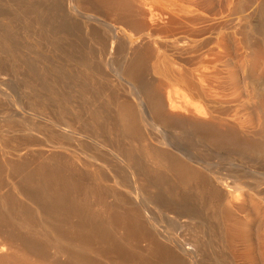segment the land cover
I'll list each match as a JSON object with an SVG mask.
<instances>
[{
    "label": "rangeland",
    "instance_id": "obj_1",
    "mask_svg": "<svg viewBox=\"0 0 264 264\" xmlns=\"http://www.w3.org/2000/svg\"><path fill=\"white\" fill-rule=\"evenodd\" d=\"M70 1L72 2V0H0V136L3 135L0 140L2 139L7 146L13 147L16 143L13 141L21 139L22 131L27 126H35V124L36 126L39 124L40 131L44 133V138L41 136V140L38 139L41 144L40 148L32 147L30 151L23 150L22 155L16 156L19 159L11 155L5 157L0 153V162H5L7 159L6 161L9 160L10 164L9 162L5 163L12 165L13 170L17 169L16 167L19 165L28 169L27 164L33 168L37 166L38 160L40 162L43 158H49L48 160L52 162L58 159L57 163L54 162L57 165L62 160L59 162V166L63 163L61 166L65 165L63 166L65 170L72 171V174L75 168L77 169L75 175L76 172L83 171L70 158L67 154L68 151L46 146L56 140L54 136L58 135L59 130L42 121V112H46L48 116H56L58 110L64 108V111H71L72 106L75 108L78 105V108L84 111L85 107L92 104L91 97H95L96 100L101 99L99 102L104 103V99L106 100L104 94L111 92L120 94L124 98L127 96L126 99H130V102L133 103L131 104L136 108H134L135 115L139 117L136 119H138L137 124L141 129L142 136L145 137L143 140L146 139L151 147L157 146L156 149H161L159 151L163 154L172 156V158L178 156L179 160H186V156L189 154L193 159L201 161L204 167L220 172V175L228 183H232V177H234L232 175L235 171L234 166H230V164H238L239 160L249 167V172L237 171V173L247 176V178L241 177L243 182H247V180L253 182L264 176V153L247 152L243 158H239L235 155L236 153H232L227 145L222 146V144L209 139L205 142L195 143L194 138H190V133L182 131L179 125V128L169 124L151 126L148 116H146L151 108V105L148 104L150 100L146 97L148 91L146 88L152 91L159 89L160 92L156 90V93L159 92L163 102L166 101L168 93L171 97L173 95L178 99H175L176 101L183 102L182 92L185 90L181 86L182 81H177L174 78L177 75L187 78L189 75L197 82L192 78L190 80V77L187 80L197 84L196 87L203 93L212 94L217 110V128L223 131L227 127L234 126L249 138L264 139V42L260 31L262 22L260 11H264V0H204L201 4L192 0H135V30L126 24L125 17H122L123 15L119 11L105 12L88 4H82L77 6L78 11L74 12L68 4ZM91 16H96L100 20H93ZM110 26L120 31L117 42L121 41L122 33L129 37L131 42L129 52L128 48L120 45L112 52L114 54H108L104 50L106 48H103L104 45L101 46L102 41L99 44L98 41L96 42L97 39L92 38L93 35L91 36L90 32L94 30L97 31L96 33H101L100 36L104 39L107 34L106 30L108 31ZM172 27L178 28L175 34L170 33ZM196 30L198 31L196 32ZM138 50H142L141 53L144 55H150L145 58L147 61L145 60L142 76L138 80L142 81L141 83L126 78V64L129 62L132 52L136 53ZM156 64L163 68L159 74L152 70ZM86 67L91 71H87ZM164 69H166L165 72ZM116 74L122 77L118 78ZM196 77H199L202 82H199ZM199 83L201 87H199ZM84 88L86 89L84 90ZM54 90L55 93H53ZM134 94L135 98H132ZM36 97L39 100L38 103ZM140 97L141 100H139ZM192 102L194 104L189 105V110L192 109L193 112L195 104L205 108L203 102L196 99H193ZM42 105L45 110L41 107ZM167 105L166 108L172 115L183 114V111H175ZM108 106L111 112L115 113V105L111 103ZM185 114L188 115L184 112L183 115ZM8 120L9 122H7ZM89 127L82 129L86 130ZM91 129L92 127L86 133L92 135L93 129ZM50 131L54 133L57 131V133L52 135ZM89 131L90 133H88ZM46 136L49 138H45ZM123 137L116 143V138L114 140L113 137L104 135V139L108 140V143H112L113 146L132 145L127 141V138L124 137V140ZM74 138L76 136L66 140L67 146L79 154L81 160H88L86 154L101 156L110 166L117 169L118 176L125 185L132 184L128 168L125 169V165L122 163V166L106 150L107 148H98L91 142V137L87 138L88 140L81 137L82 139L80 138L79 141L83 145L79 146V141H72ZM156 138L160 141L164 140L165 145L158 143ZM44 141H46L45 144ZM121 141L122 143H120ZM130 147L133 148V146ZM137 147L138 145L135 148ZM177 148H180V151ZM137 150L135 149V155L139 156L140 154L139 157H141L143 154L139 153L138 148ZM38 152L42 154L39 156ZM65 154L68 156L66 157ZM50 155H52V159L56 160H52ZM10 156L13 162H11ZM60 156L62 159L56 158ZM140 159L145 167L154 168L146 157V160ZM15 160H17L16 163ZM18 160L24 161L19 162ZM67 163H70L71 168ZM198 167L200 168V166ZM201 169L203 170L202 167ZM100 170L106 175L104 168L101 167ZM17 171L20 173L19 169ZM231 190V203L238 204L243 200L247 209L245 212H239L236 208V211L242 221L248 224L251 238H253L254 251H261V254L264 255V202L248 186L243 185L231 188ZM250 198L252 202H250ZM254 204L259 207L258 213L253 210ZM154 217L160 229L171 234L177 233L186 241L193 238L204 242L201 234L191 228L188 230V226L184 229L182 223L162 213H155ZM202 217L207 218L204 212H202ZM138 245L143 252L147 242L143 240ZM7 246L5 248H9ZM223 248V252L220 251L221 256L216 248L214 251L207 247L197 255L204 264H218L214 263L215 256L218 259L224 257L221 261L222 264H243L236 258L233 260L234 257L227 247ZM239 249H242V245L239 246ZM11 250L12 248L6 249L0 252V255L5 252L4 254L8 256ZM142 257L147 258L143 253ZM58 259L61 260L60 262L64 261V258ZM137 259L138 257L135 256V261Z\"/></svg>",
    "mask_w": 264,
    "mask_h": 264
},
{
    "label": "bare ground",
    "instance_id": "obj_2",
    "mask_svg": "<svg viewBox=\"0 0 264 264\" xmlns=\"http://www.w3.org/2000/svg\"><path fill=\"white\" fill-rule=\"evenodd\" d=\"M192 1L201 4L204 0ZM68 4L74 12H77L76 7L82 4H88L105 12L119 11L122 13V17H125L126 24L135 30V0H72ZM260 12L262 15L260 31L264 42V11L261 10ZM133 14L134 17H132ZM91 19L100 20L96 16H91ZM177 29L172 27L170 33L175 34ZM96 32L94 30L90 32L91 36L93 35L92 38L97 39L96 42L98 41L99 44L102 41L101 46L104 45L102 47L106 48L104 50L108 54L118 49L120 45L128 48L129 52L131 46L129 37L122 33L121 41L117 42L120 31L115 27L110 26L108 31L106 30L107 34L104 39L100 36L101 33ZM121 47L122 50L123 47ZM138 51L132 52L130 60L126 64L127 77H125L132 81L140 80L147 61L145 58L150 56L148 54L145 56L141 53L142 50ZM88 64L86 65L88 66ZM156 65L152 70L159 74L163 68L157 65L159 69ZM85 69L91 71L88 67ZM83 73L86 75L85 72ZM116 75L118 78L122 77ZM188 77L190 80L191 78L194 79L189 75ZM187 78L185 76L178 77V75L174 78L177 81H182V85L181 83L180 85L185 90L182 92L183 102L176 101L178 99L174 98L173 95L171 97L168 93L167 103H165L166 101L163 102L161 95L159 96L160 90L156 89L158 87L154 88L159 91L157 93L156 90L152 91L146 88L148 90L146 97L150 100L148 104L151 105L150 112H147L146 116H148L151 126L169 124L178 127L179 125L182 131L190 133L189 136L194 138L195 143L205 142L209 139L212 142L222 144V146L227 145L232 153H236L235 155L239 158H243L247 152L264 153V139L249 138L234 126L227 127L223 131L217 128V110L212 94L210 96L208 93H203L201 89L196 87L197 84L195 85L193 81L187 80ZM196 78L199 82L201 81L199 77ZM194 80L196 81V79ZM199 87H201L200 83ZM141 93L143 94L142 91ZM104 95L106 98L104 103L99 102L101 99L96 100L95 97H91L92 104L85 107L84 111L79 109L78 105L75 108L72 106L71 111H64V108L58 110L56 116H48L46 112H42V121L59 130L58 135L55 134L57 131L55 133L50 131L52 135H56L54 136L56 140L46 146L56 148V150L59 148L68 151L67 154L83 171H78L75 175L77 169L74 166L75 170L72 174V171L65 170L63 167L65 165L61 166L63 163L59 166V162L62 160L57 165L55 163L58 159L54 158L56 161L52 162L48 160L49 158H45L47 159L45 160L42 156L43 160L40 162L38 160L35 168L33 166L30 168L27 164L28 169L19 165L21 168L18 166L19 168L16 167L17 169L13 170L12 165H9V160H5L9 164L0 162V252L12 248L8 256L4 254L5 252L1 253L0 264H204L200 260L201 258H198L197 253L206 247L207 249H214V251L216 248L219 253L221 250L223 252V247H227L234 257L233 260L236 258L243 264H264V255L261 254V251H254V246L252 247L253 238H251L248 224L242 221L237 214V211H247L243 200L238 204L231 203V188L243 185L248 186L264 202V176L253 182L249 180L243 182L241 177L247 178L243 173L249 172V167L242 160H239L240 163L238 164H230V166H234L235 171L232 175L234 176L232 183H228L220 175V172L214 171L213 168L204 167L201 161L193 159L189 154L186 156V160H179L178 156L172 158V156L163 154L159 151L161 149H156L157 146L151 147L146 139L143 140L145 137L143 138L141 129L137 124L138 119H136L139 117L135 115L136 110H134L135 107L130 99H126L127 96L124 98L120 94L111 92ZM133 96L132 98H135V94ZM193 99L205 103V108L195 104V111L189 110V105H192ZM37 101H39L38 98ZM111 103L116 107L115 113H112L108 106ZM166 105L175 111L181 110L183 114L185 112L188 115H172L167 110ZM41 107L43 108V105ZM43 109L45 110V108ZM88 126L93 129L92 135L86 133L90 127L84 130ZM44 131L47 130L44 129ZM104 135L113 137L114 140L116 138V143L124 136L133 148L129 145H127L129 147L124 146L125 148L123 145L113 146L112 143L110 144L108 140L104 139ZM41 136L44 138V133L40 131L39 124L38 126L36 124L35 126L29 125L22 131L21 139L13 141L16 142L14 145L12 143L13 147L4 144L5 142L1 139L0 153L5 157L6 155L16 157L23 150L30 151L32 147L40 148L41 144L38 139ZM75 136L76 138L72 141L78 142L81 137L84 139L91 137V142L98 148H107L106 150L122 166L125 165V169L128 168L127 171L132 184L125 185L123 180L119 178L117 169L110 166L101 156L86 154L88 160H81L79 154L67 146L66 140ZM45 138L49 137L46 136ZM13 139H15L14 136ZM155 140L165 145L164 140L160 141L157 138ZM80 142L79 146L83 145ZM45 143L46 141H44ZM136 143L139 153L143 154L141 157H139V153H137L139 156L135 155ZM41 154L39 153V156ZM51 156L49 157L52 159ZM142 156L146 157L154 167L153 169L143 165L140 158L146 159ZM61 157L56 158L60 159ZM65 160L64 164H66ZM11 162H13L12 159ZM67 164L70 167V163ZM24 166L26 167V165ZM101 167L106 170V175L101 172ZM201 167L203 170L205 168V171ZM18 169L20 173H18ZM239 170H243V173H237ZM249 200L252 202L251 198ZM253 210L258 213L257 204L253 205ZM202 212L206 214V219L202 217ZM155 213H162L182 223L184 229L188 226V230L191 228L197 231L201 234L204 242L193 238L186 241L177 233L171 234L160 229L154 217ZM143 240L147 242V246L142 252L138 243ZM240 245H242V249H239ZM5 246L9 248H5ZM142 253L147 257L146 259L142 257ZM135 256L138 257L137 261H135ZM60 257L64 258V263L59 261L58 258ZM215 257V262H213L222 264L221 261L224 257L219 259L217 257L215 259Z\"/></svg>",
    "mask_w": 264,
    "mask_h": 264
}]
</instances>
